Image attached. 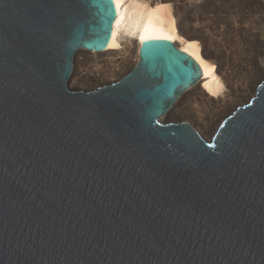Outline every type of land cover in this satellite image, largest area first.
<instances>
[{"label": "water", "instance_id": "95a60500", "mask_svg": "<svg viewBox=\"0 0 264 264\" xmlns=\"http://www.w3.org/2000/svg\"><path fill=\"white\" fill-rule=\"evenodd\" d=\"M113 0H0V264H264V77L215 133L164 118L202 75L166 39L73 87Z\"/></svg>", "mask_w": 264, "mask_h": 264}, {"label": "bare ground", "instance_id": "6f19581e", "mask_svg": "<svg viewBox=\"0 0 264 264\" xmlns=\"http://www.w3.org/2000/svg\"><path fill=\"white\" fill-rule=\"evenodd\" d=\"M113 1L116 18L107 48L102 52L79 54L87 53L96 64H109L114 71L130 62V71L138 62L143 41L171 40L191 55L202 70L200 79L179 97L171 112L179 106L183 109L184 103L214 111L231 101L235 103L232 110L244 103H237V99L247 91L248 81L237 75L228 40L242 41L250 37L264 42V0ZM261 61L264 71V58ZM250 67L248 64L247 68ZM229 114L219 119L210 135ZM201 123L204 128L208 126L207 122Z\"/></svg>", "mask_w": 264, "mask_h": 264}, {"label": "rangeland", "instance_id": "374dc122", "mask_svg": "<svg viewBox=\"0 0 264 264\" xmlns=\"http://www.w3.org/2000/svg\"><path fill=\"white\" fill-rule=\"evenodd\" d=\"M228 44L231 48L230 52L232 54L233 64L238 70V77L245 78L248 81L247 91L243 96L238 97V102L236 101L237 103H245L251 98V94H253L256 83L260 79L262 80L264 74L261 61V58H264V42H260L255 38L247 37L242 41L231 38L228 40ZM135 54L136 53H134V55ZM92 59L93 57H91L89 54L87 55V53L82 52L78 54L75 59V73L71 82L73 87L90 88L98 86L103 82H106V80L107 82L114 81L121 75H124L130 67V62H126L118 67L117 71H114L109 64H96V62ZM133 59H135V56ZM248 64L252 69L247 68ZM74 77L77 81L74 79ZM103 78L107 79L105 80ZM234 104L231 101L214 111L208 107L200 108L194 106L191 103H184L183 109L179 108L181 106L175 108L176 111L171 112L164 119L186 120L190 122L204 137L210 138L212 136L210 134L212 133L219 119L227 112L231 113L233 111L232 107ZM200 121L207 122L208 126L205 128L202 127V123L200 124Z\"/></svg>", "mask_w": 264, "mask_h": 264}]
</instances>
